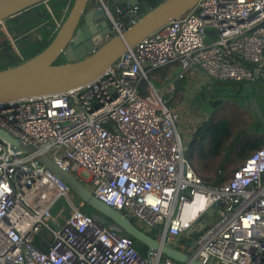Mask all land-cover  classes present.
Listing matches in <instances>:
<instances>
[{
	"label": "built area",
	"instance_id": "built-area-1",
	"mask_svg": "<svg viewBox=\"0 0 264 264\" xmlns=\"http://www.w3.org/2000/svg\"><path fill=\"white\" fill-rule=\"evenodd\" d=\"M95 1L112 35L134 23L136 5ZM16 40L13 34L8 43L23 60ZM170 64L178 71L157 93L148 73ZM174 78L196 80L191 94L215 81L264 82V0H198L91 83L0 109V128L35 149L25 154L0 139V264H187L153 249L141 255L133 239L72 204L58 224L51 208L60 197L70 201L71 190L34 154L46 155L145 233L192 259L264 264V141L213 184L186 156L191 130L178 105L162 99L174 90Z\"/></svg>",
	"mask_w": 264,
	"mask_h": 264
},
{
	"label": "water",
	"instance_id": "water-1",
	"mask_svg": "<svg viewBox=\"0 0 264 264\" xmlns=\"http://www.w3.org/2000/svg\"><path fill=\"white\" fill-rule=\"evenodd\" d=\"M44 0H0V23L28 7ZM106 3L136 5L132 23L121 34L112 35L106 23L103 9L95 0H73L65 18L51 41L34 55L20 62L0 68V109L7 108L19 99L68 92L89 84L105 73L130 47L163 24L178 19L191 10L198 0H105ZM206 34L214 31L207 29ZM59 57L64 62L56 63ZM199 74L204 71L199 69ZM263 84L264 89V82ZM182 79L173 81L174 87L182 88ZM221 99L210 100L215 107ZM250 112L264 122V100L256 96L249 99ZM0 139L9 147L25 154H33L32 146L22 143L0 128ZM32 159L53 171L69 186L71 193L94 211L109 219L135 242L158 250L175 261L187 264H206L192 259L186 253L157 240L140 229L120 211L96 198L73 173L42 154ZM212 213V210L209 211ZM202 224L197 231H200ZM190 232V231H188Z\"/></svg>",
	"mask_w": 264,
	"mask_h": 264
},
{
	"label": "trees",
	"instance_id": "trees-1",
	"mask_svg": "<svg viewBox=\"0 0 264 264\" xmlns=\"http://www.w3.org/2000/svg\"><path fill=\"white\" fill-rule=\"evenodd\" d=\"M72 2L73 0H44L7 19L11 23L16 24L14 29L20 28L24 32H27V30H30V26H36L39 30L37 36L32 39H26V58L37 53L51 41L57 28L71 7ZM20 61L19 58H14L9 53L3 54L0 56V68L13 65ZM59 62H62L61 57L56 60V63ZM245 83L246 81H215L211 96L214 97V95L219 94L217 97L225 96L226 98H230V96H239L242 105L249 107V98L245 94H241ZM146 86V82H143V94L147 93ZM197 97L200 98V94ZM221 104L222 110L220 112H217L215 107H211L209 117L197 125L186 151V156L196 164L197 171L200 174H208L213 171V180L211 177L206 176V179L212 181L213 184H218L225 180L234 169H229V167L233 166L230 164L241 162L264 141V127L257 117H255L256 121L250 129H242L233 136L232 130L234 126L232 123L236 119V116L230 111H227L233 109V105L224 102L223 98ZM256 131H260L261 135H257L255 133ZM219 157L221 159L218 161V167L214 169L216 160ZM74 206L96 221L107 226L104 220L101 219L102 217L105 218L103 215L94 211L86 204H82L76 197ZM109 227L131 238L113 223ZM35 244H39L38 239L35 240ZM135 247L141 255H144L147 250L144 245L137 242H135Z\"/></svg>",
	"mask_w": 264,
	"mask_h": 264
},
{
	"label": "rangeland",
	"instance_id": "rangeland-1",
	"mask_svg": "<svg viewBox=\"0 0 264 264\" xmlns=\"http://www.w3.org/2000/svg\"><path fill=\"white\" fill-rule=\"evenodd\" d=\"M15 25L16 24L11 23V21H9V20H4L0 24V56L7 53V52H4L2 50V48H7L8 51H10L11 48H13L12 45L8 43V41L13 37V34L18 35V40L15 41V46L18 48L21 46V48L23 49V51L25 53H27V49L25 47L26 39L27 38L32 39L33 37L38 35L39 30L36 26H30V30L29 31L27 30V32L24 33V31L21 30L20 28L14 29ZM9 54L14 58L16 57L14 50H11V53H9ZM4 61H6V60H4ZM61 61L64 62V58H61ZM175 67H176V65H173L170 68L173 71L178 70V68L175 69ZM149 79L153 83L155 89L157 90V93L158 92L160 93L159 89H160L161 85L159 82H161L162 78L160 77V79H159V75H158V78L152 79V77L150 78V76H149ZM155 81H157L158 84H156ZM250 83L251 82H247L244 84V89L248 90L250 88V92H245V93L243 92V94H245V96H247L249 99H250V97L253 96L252 94H254V96L259 98V100L260 99L264 100V92L258 91V89L256 87L251 88ZM213 84H214V82L212 84H204L202 86V92L205 94V97L203 99L201 96H200V98L197 97L198 90L195 91V89L193 90L192 94H188V95L178 94V95H175L173 98H169L166 94H162V99L167 105H169V106H171V105L175 106V104L178 105V107H176V108L178 109L179 113L182 115V118L186 119V121L188 122V126L190 127V130H191L190 131V133H191L190 139L192 138V134L194 133L197 125H199L202 120H206L210 115L211 105H210L208 99L217 98V99L222 100V98H223L224 102H228V104L233 105L232 106L233 109L227 110V111H230L234 116H236V119L232 123L234 126L233 130H232L233 136L236 135L237 133H239L240 130H242V129H250L251 126L256 121V118H254L252 113H250L249 107L242 105L241 98L239 96H230V98H226L225 96L217 97L220 95L219 94V95H214V97H212L211 92L214 89ZM245 86H247V88H245ZM244 89L242 91H244ZM216 100H214V101H216ZM221 102L215 106L217 112H220L222 110ZM220 159H221V157H219L216 160V164H215L214 169H216L218 167V163H219L218 161ZM239 163L236 162V163L230 164L233 166L229 167V169L231 170V169L235 168ZM80 175L84 179L88 178V173L85 170L80 171ZM202 175L204 177H206V176L211 177L212 180L214 179L213 171L211 173H208V174L202 173ZM69 198H70V201L64 197L58 198L57 201L54 203V205L51 208L52 214L57 217V223L58 224H59V220H60L58 214H63V215L68 214L71 204L74 205V203H75V196L73 194H70ZM101 219L104 220V222L107 224V226L112 224L111 221H109L103 217ZM41 234L45 237L48 236V232L45 229H42ZM189 241H190V239H189ZM146 249H147V247H146Z\"/></svg>",
	"mask_w": 264,
	"mask_h": 264
},
{
	"label": "crops",
	"instance_id": "crops-1",
	"mask_svg": "<svg viewBox=\"0 0 264 264\" xmlns=\"http://www.w3.org/2000/svg\"><path fill=\"white\" fill-rule=\"evenodd\" d=\"M173 66V65H167V66H163V67H159V68H155V69H151L150 72L148 73V76H150V78L152 77L153 78H158V75H159V79L160 77L162 78L160 85V89H162V86L164 85V79L166 78L167 75L171 74V75H175L177 73L178 70H172L170 67ZM178 68L177 66L175 67V69ZM161 73V74H160ZM177 79V78H174V80ZM183 81V84H182V88H175L174 87V90L173 91H170V92H163L162 94H166L169 98H173L175 95H178V94H181V95H187L188 93L191 94L189 92L188 89H190V85L191 86H194L196 85V80H189V81ZM156 84H158L157 81H155ZM186 82V83H185ZM247 83V82H246ZM153 84V83H152ZM259 82H251L250 85H251V88H254L256 85H258ZM154 86V85H153ZM245 88H247V86H245ZM249 88V87H248ZM159 89V90H160ZM200 90V89H199ZM198 90V91H199ZM196 91V90H195ZM243 92H250V88L248 90H245L241 92V94H243ZM193 93V92H192ZM254 96V94H252ZM183 103V102H182ZM171 106H174V105H171Z\"/></svg>",
	"mask_w": 264,
	"mask_h": 264
},
{
	"label": "flooded vegetation",
	"instance_id": "flooded-vegetation-1",
	"mask_svg": "<svg viewBox=\"0 0 264 264\" xmlns=\"http://www.w3.org/2000/svg\"><path fill=\"white\" fill-rule=\"evenodd\" d=\"M61 58H63V57H61ZM257 89H258V91H261V92H264V89H263V84L261 83V82H259V84L258 85H256L255 86ZM260 87V88H259ZM197 94H200V96L202 97V99L205 97V94L202 92V88L198 91V93ZM217 98H213V99H208V101H210V100H216ZM222 101V100H221ZM251 113V112H250ZM263 113H264V109H263ZM253 115V114H252ZM253 117L255 118V115H253ZM260 121V120H259ZM260 123L262 124V126L264 127V122H261L260 121ZM257 135H261V133H260V131H256L255 132ZM263 134H264V131H263Z\"/></svg>",
	"mask_w": 264,
	"mask_h": 264
}]
</instances>
